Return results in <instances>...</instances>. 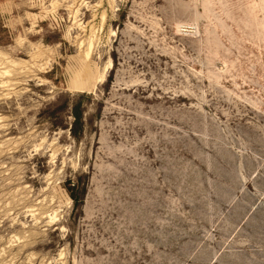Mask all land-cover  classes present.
<instances>
[{
    "label": "rangeland",
    "instance_id": "obj_1",
    "mask_svg": "<svg viewBox=\"0 0 264 264\" xmlns=\"http://www.w3.org/2000/svg\"><path fill=\"white\" fill-rule=\"evenodd\" d=\"M0 264H264V0H0Z\"/></svg>",
    "mask_w": 264,
    "mask_h": 264
},
{
    "label": "trees",
    "instance_id": "obj_2",
    "mask_svg": "<svg viewBox=\"0 0 264 264\" xmlns=\"http://www.w3.org/2000/svg\"><path fill=\"white\" fill-rule=\"evenodd\" d=\"M79 107H80L79 103L74 106V110H73L74 121L70 127L71 134L75 138H79L80 135H82V132L84 129L83 123H82V112L79 109ZM68 183H69L67 186L68 193L71 197V200L74 204V207L77 208L84 201V199L82 197L84 192L82 190H80L81 188L78 187L77 183L72 182V181H69Z\"/></svg>",
    "mask_w": 264,
    "mask_h": 264
}]
</instances>
